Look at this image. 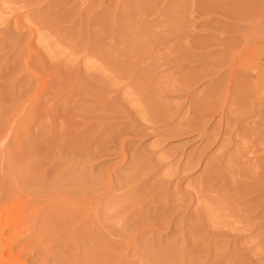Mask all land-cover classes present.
Wrapping results in <instances>:
<instances>
[{
	"label": "rangeland",
	"instance_id": "1",
	"mask_svg": "<svg viewBox=\"0 0 264 264\" xmlns=\"http://www.w3.org/2000/svg\"><path fill=\"white\" fill-rule=\"evenodd\" d=\"M0 264H264V0H0Z\"/></svg>",
	"mask_w": 264,
	"mask_h": 264
},
{
	"label": "bare ground",
	"instance_id": "2",
	"mask_svg": "<svg viewBox=\"0 0 264 264\" xmlns=\"http://www.w3.org/2000/svg\"><path fill=\"white\" fill-rule=\"evenodd\" d=\"M246 2H247V1H246ZM235 3H236V2H235ZM240 3H241V2H240ZM255 4H256V3H255ZM252 6H254V5H252ZM252 6H251V7H252ZM251 7H250V8H251ZM251 10H253V8H252ZM238 19H239V18H238ZM260 34H261V33H260ZM258 35H259V34H258ZM261 35H262V34H261Z\"/></svg>",
	"mask_w": 264,
	"mask_h": 264
}]
</instances>
